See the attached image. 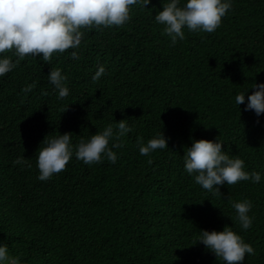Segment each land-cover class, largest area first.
I'll list each match as a JSON object with an SVG mask.
<instances>
[{"label": "trees", "instance_id": "16d2710c", "mask_svg": "<svg viewBox=\"0 0 264 264\" xmlns=\"http://www.w3.org/2000/svg\"><path fill=\"white\" fill-rule=\"evenodd\" d=\"M145 7L133 6L123 26L82 29L79 60L73 49L50 62L4 54L18 64L0 77V241L22 264H224L196 243L199 230L224 226L254 248L244 264H264V178L214 195L184 171L182 157L190 138H218L246 170L264 173V114L235 103L264 82V0H232L215 32L185 29L174 46L154 20L161 0ZM100 64L106 74L93 82ZM54 68L68 77L63 99L47 78ZM121 119L132 132L117 141L115 164L73 156L51 179L37 178L44 138L69 132L75 144ZM160 130L168 149L141 155L137 138ZM245 198L254 218L247 230L231 206Z\"/></svg>", "mask_w": 264, "mask_h": 264}, {"label": "clouds", "instance_id": "9594fccd", "mask_svg": "<svg viewBox=\"0 0 264 264\" xmlns=\"http://www.w3.org/2000/svg\"><path fill=\"white\" fill-rule=\"evenodd\" d=\"M150 0H0V77L17 67L18 60L4 55H25L42 57L50 62L54 53L69 54L79 60V49L85 32L82 29H103L120 27L131 19L133 6L146 8ZM162 10L157 11L154 20L163 26L164 33L171 38L172 45L185 39L189 32L213 33L222 24V18L231 10L232 0H161ZM106 74L104 65H97L92 81L98 82ZM58 97L63 99L70 93L68 77L60 68L51 69L47 75ZM33 85H26L24 92H30ZM255 89L247 95L249 89ZM246 102V103H245ZM235 103L245 104V110H253L257 117L264 114V82L254 83L235 95ZM132 132L127 119H121L115 126L107 125L103 130L81 137L73 144L71 133L57 134L43 139L36 156L38 179L47 181L53 175L66 169L73 156L86 165L99 164L105 158L112 164L117 162L113 149L122 147L117 141ZM191 139V146L184 147V171L195 183L214 195H220L221 185H234L240 181L261 182L264 173L246 170L245 161L229 154L222 145L224 141ZM168 138L160 130L146 142L137 138L139 153L149 156L157 150L167 148ZM111 142V147L109 146ZM23 156L16 164L25 163ZM236 220L243 230L250 229L253 217L249 215L252 201L245 198L231 203ZM202 243L224 264H244L245 256L254 255V248L236 233L231 226L222 230H199L196 243ZM0 264H22L19 256L9 252L8 245L0 241Z\"/></svg>", "mask_w": 264, "mask_h": 264}]
</instances>
